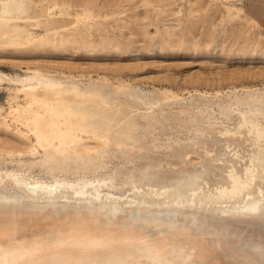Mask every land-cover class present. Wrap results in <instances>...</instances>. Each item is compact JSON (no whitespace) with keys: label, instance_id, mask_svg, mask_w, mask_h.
Instances as JSON below:
<instances>
[{"label":"rangeland","instance_id":"obj_1","mask_svg":"<svg viewBox=\"0 0 264 264\" xmlns=\"http://www.w3.org/2000/svg\"><path fill=\"white\" fill-rule=\"evenodd\" d=\"M197 169L204 192L256 174L252 207L0 183V264L109 261L142 233L188 264H264V0H0V174L125 197Z\"/></svg>","mask_w":264,"mask_h":264},{"label":"bare ground","instance_id":"obj_2","mask_svg":"<svg viewBox=\"0 0 264 264\" xmlns=\"http://www.w3.org/2000/svg\"><path fill=\"white\" fill-rule=\"evenodd\" d=\"M256 135L259 136V133L256 132ZM253 166L254 164L253 162H251V168H253ZM251 168H247L246 171L250 172ZM200 173L201 170L197 169L191 175H187L184 178L179 177L180 179H176V181H180L181 179H184L185 180L184 182L183 180H181L182 183H184L182 185L166 186L164 188L162 187L163 189L160 190H158L156 185L155 186L149 185L148 190L143 193L139 192L136 188H134L132 194L127 195L125 197H117L114 194H108L110 192L104 193L101 190L100 183H98L97 185H88V182L74 183L63 179H57L54 180V182L52 183L37 181V183L32 182L33 184H31L26 179H21L19 177L11 178V175L7 173L0 174V183H4L5 181H8L10 186H15L20 190L29 193L38 200H45V199L54 200L57 198L67 197L73 199L83 198L89 201L90 200L99 201L104 199L111 201L113 204H117L120 201H122L125 204H149V203L159 204L164 202H171L178 204L179 203L192 204V202L194 201L204 202L206 204H209V203H224L227 202V200L229 199L241 198L242 201L244 202L243 207L246 208L252 207L253 202L251 200L246 201V197L251 194V188L253 184H255L256 177H258L256 176V174L249 176L245 181H240L239 180L240 177H238L236 173H231L229 174V177L232 180V184L229 188L225 186H220V187H216L215 191L204 192L200 187V184L196 182V179L200 178ZM259 173H260L259 176H264V172L262 170ZM259 191L261 192L260 188ZM140 196H142V198ZM153 196L158 200H151ZM142 234L145 239L147 238V243L149 244V246L145 248L146 249L145 251L144 248L141 249L136 248L137 247L136 242H131L134 248L131 249V253L127 254L126 251H124L123 249V247L126 246V241L124 239H121L118 242L117 248L113 251V253H111V258L109 261L100 259L99 257H96L94 254H92L89 257L82 258L81 261L73 260V258H70L72 260L70 262H66L65 264H155V261L162 259H164L165 264H188L185 261V259L181 258L182 256H180L182 255L181 244H177V243L170 244V243H166V241L156 242L155 239L157 234H155L152 237V239H150V235L144 233ZM122 236L125 237L127 236V238L131 237L129 236V234L123 232L118 233L115 237L120 239L122 238ZM153 243L154 245L151 246V244ZM96 246H101V245H95L92 247H96ZM170 248H176L175 249L176 253L167 255L166 252ZM143 254H145V256ZM39 264H47V263L40 261Z\"/></svg>","mask_w":264,"mask_h":264}]
</instances>
